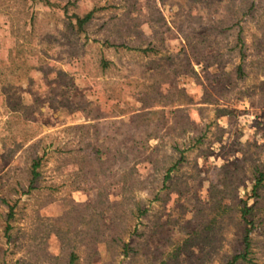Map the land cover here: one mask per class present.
Instances as JSON below:
<instances>
[{
	"label": "rangeland",
	"instance_id": "obj_1",
	"mask_svg": "<svg viewBox=\"0 0 264 264\" xmlns=\"http://www.w3.org/2000/svg\"><path fill=\"white\" fill-rule=\"evenodd\" d=\"M258 171L264 0H0V264H264Z\"/></svg>",
	"mask_w": 264,
	"mask_h": 264
},
{
	"label": "trees",
	"instance_id": "obj_2",
	"mask_svg": "<svg viewBox=\"0 0 264 264\" xmlns=\"http://www.w3.org/2000/svg\"><path fill=\"white\" fill-rule=\"evenodd\" d=\"M92 12L88 11L86 13H84L81 16H78L76 14L72 15V18L74 19V27L79 31L82 29V26L84 25V23L90 18ZM237 42L240 44V37L237 35ZM100 64L101 67H105L106 66V61L104 59L100 60ZM238 68V67H237ZM136 113H133L132 116H134ZM136 116V115H135ZM94 156L98 159L99 158V154H98V150H95L94 152ZM181 157H179V159H177L176 161H174L170 166H168L165 170V173L163 175V180H166L169 177V173L176 167V164L178 163V160H180ZM107 160V158L102 159V161ZM39 166V157H33L30 161L29 164V179H28V183H27V191L29 190V188H31L32 183L36 180V178L38 177V168ZM263 180H264V171H258L256 172V175L253 179L252 185H251V194L253 195V197L257 198L258 197V192L259 190L262 188L263 186ZM256 202V200H255ZM254 202V203H255ZM93 208L94 205L93 204H87L85 205L83 208ZM254 205H246L243 204L240 208V215L242 217H244V215L252 216V210H253ZM108 209V207H106ZM10 211L11 208L9 207L8 209V213L7 215H10ZM143 212V210H141V213ZM57 220V218L55 219ZM253 219H248L246 220V223L249 225V227L244 229V234L242 236V251L237 252L235 254H232L230 256V258L226 261V264H234L236 261L240 260V261H245L248 264H254L251 257H250V237H249V231L250 229L253 227ZM87 225V227L89 228V230L92 232V242H95L97 239V237H101L102 234L105 232L106 236L117 243H120L121 245V250L124 252L125 250H127L129 243L125 242L121 239V237H119V235L117 233L119 232H115L116 229H111V226H107L106 230L103 231V229H100V217L96 214L95 216L91 215L88 217V220L85 223ZM110 225V224H109ZM7 226H5V231H6ZM123 228H127L126 223L124 224ZM125 232V230H123ZM122 231V232H123ZM60 233L62 234L63 231H60L56 233V235L59 237L60 240H62V236L60 235ZM75 261V255L72 251L68 252L67 255V262L64 264H74Z\"/></svg>",
	"mask_w": 264,
	"mask_h": 264
}]
</instances>
